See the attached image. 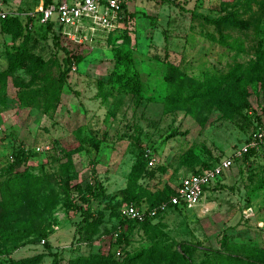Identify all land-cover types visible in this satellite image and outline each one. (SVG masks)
<instances>
[{
  "label": "rangeland",
  "instance_id": "obj_1",
  "mask_svg": "<svg viewBox=\"0 0 264 264\" xmlns=\"http://www.w3.org/2000/svg\"><path fill=\"white\" fill-rule=\"evenodd\" d=\"M38 3L0 0V231L13 234L0 237V264L29 258H37L32 264H186L148 253L182 242L191 244L185 245L191 264H208L210 249L264 264V150L233 158L220 185L194 208L158 214L153 225L125 213L128 175L139 153L156 161L143 184L171 189L195 169L233 156L255 122H264V0H136L129 42L117 41L114 54L104 40L83 47L84 59L68 74L51 33L20 22ZM9 18L19 26L4 31ZM234 41L242 50L225 43ZM118 52L131 54L137 95L98 83ZM251 63L260 77L246 96L251 109L224 113L207 100L164 105L170 66L201 78ZM11 151L20 161L12 175L35 176L14 208L2 201ZM95 255L105 261L91 263Z\"/></svg>",
  "mask_w": 264,
  "mask_h": 264
},
{
  "label": "trees",
  "instance_id": "obj_2",
  "mask_svg": "<svg viewBox=\"0 0 264 264\" xmlns=\"http://www.w3.org/2000/svg\"><path fill=\"white\" fill-rule=\"evenodd\" d=\"M49 1L50 0H46V2ZM132 16L133 12H130L125 17L126 26L124 29H122L121 35L119 37L115 39H113L111 36L108 37L107 43L111 46L113 54L117 47L116 46L113 48V46L116 44L117 39H121L122 44H127L129 42L127 30L129 20ZM28 21L33 22L34 19L29 16L25 17V22L20 19L21 24H23L22 26H25V28ZM208 21L210 23L217 22L216 19H210ZM33 24H35V26L37 27H42L45 31L50 32L52 38L55 39L56 45L59 46L63 54L61 64L62 71L64 73L68 74L73 65L78 64L84 59L81 51L82 48L80 46L71 44L70 42L62 38L60 34H57L55 29L53 28L52 23H39V21H34ZM12 25L14 27H18L19 22L15 18H9L2 22L1 29L4 31H9V28H11ZM221 38L224 41L223 37ZM225 43L229 47H234L242 50V47L240 44H238V42L234 41L232 43ZM261 57L264 58V55H262ZM9 58L11 61L13 55H10ZM131 61L132 57L128 52L116 53L113 69L109 73L104 75L103 78L99 79L98 83L100 85L108 84L110 86H118L121 89H126L130 93L137 95L138 86L137 83H135L136 80L133 79V75H135V73L129 67ZM256 64L259 65V62H256ZM256 64L251 63L246 68H236L229 74L225 75H215L205 72L201 78L188 75L186 72L180 70L177 66H170V71L164 76V105L167 109L176 107L184 108L207 100L224 113L231 111L239 114L244 108L251 109V107L246 102V96L249 93L250 84L254 80L260 79L259 75L254 74L257 67ZM262 122L263 121L257 120L254 124V128ZM256 152L257 151H255L254 149H249L242 155L243 159ZM147 161L148 158L145 157L144 154L139 153L134 164L132 165V168L128 175L127 191L130 197V202L128 204H135L138 207H146L151 209L161 202H166L169 196L174 193V191L173 186H171L170 189L166 188L165 184L160 189L150 190L143 184L141 180L144 178L152 177L154 171L153 169H156V167H148ZM19 163L20 161L18 154H14V152L11 151L8 155V165L6 169L12 177L6 180L7 187L2 188V201L9 208L19 206L22 201L23 191L28 190L35 182V176L27 172H20L18 174L12 175L13 170H15V167ZM208 167L211 166L207 165L202 169ZM202 169L197 168L192 173L199 172ZM219 180L215 183L212 189H216L217 186L220 185ZM137 181L139 184L137 183ZM148 190L150 192H148ZM170 210L183 212L182 210L178 209L177 206H170L169 211ZM165 212H158L155 216L148 215L142 221L130 218L128 219L137 224L153 225V219L156 218L158 214H163ZM85 214L86 215L84 218H86L85 221L86 223H88L90 214L89 212H85ZM42 232L43 236L47 235V232L45 230H43ZM0 237L5 240H9L13 237V234H11V232L3 230L0 231ZM185 245L191 244L182 242L179 244V248H174L172 250H170L166 246L165 248H157L153 246V248L150 247L148 253L156 251L160 253L164 259L176 260L181 263L191 264V262L187 261L188 249L185 247ZM208 251L212 253V258L209 259L208 264H243L245 261H252L247 258L248 256H241L239 254L223 252L219 249H210ZM92 258L93 259H91L90 261L91 263H94L95 261H105V258H101L99 255H95ZM35 261H37V258H29L17 261L16 264H32Z\"/></svg>",
  "mask_w": 264,
  "mask_h": 264
},
{
  "label": "built area",
  "instance_id": "obj_3",
  "mask_svg": "<svg viewBox=\"0 0 264 264\" xmlns=\"http://www.w3.org/2000/svg\"><path fill=\"white\" fill-rule=\"evenodd\" d=\"M135 1L50 0L46 2V0H39L34 10L25 13V16L39 23H52L57 34L82 49L103 40L107 46H110L107 43L108 37L112 32L125 28V17L132 12ZM4 15L5 13L0 10V18ZM75 68L76 66L73 65L72 69ZM249 149L257 152L264 150V122L253 129L233 156L224 157L211 167L180 177L177 184L173 186L174 193L166 202H161L151 209L128 204L125 209L126 216L142 221L148 215L155 216L158 212L168 211L170 206H177L182 211L198 206L208 190L220 179L219 177L232 167L233 157H241ZM39 150L40 148L37 147L36 151ZM147 164L148 167L153 168L156 161L154 158H149Z\"/></svg>",
  "mask_w": 264,
  "mask_h": 264
}]
</instances>
